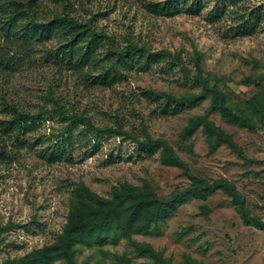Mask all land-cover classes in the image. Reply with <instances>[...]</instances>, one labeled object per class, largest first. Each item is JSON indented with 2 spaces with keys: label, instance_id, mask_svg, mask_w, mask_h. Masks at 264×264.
Returning <instances> with one entry per match:
<instances>
[{
  "label": "rangeland",
  "instance_id": "rangeland-1",
  "mask_svg": "<svg viewBox=\"0 0 264 264\" xmlns=\"http://www.w3.org/2000/svg\"><path fill=\"white\" fill-rule=\"evenodd\" d=\"M149 2L166 0H71L72 13L84 20L96 16L95 25L116 46L124 48L128 40L139 46L130 48V62L112 85L81 83V72L49 64L41 47L30 55L13 50L23 64L0 72V264L51 244L80 184L104 197L122 182H148L162 197L190 186L185 169L164 162L163 148L149 147L147 135L158 145L167 142L193 174L229 180L244 206L217 189L207 199L187 198L159 228L134 238L174 264H264V0H201L195 11L178 0L181 12L169 14L152 12ZM64 3L47 1L50 7ZM220 92L225 111L218 107ZM52 98L91 124L43 113L33 131L2 130L13 116L10 105L36 112L52 109ZM199 116L226 136L220 141L203 125L189 134L191 119ZM73 125V134L66 133ZM91 126L105 131L89 138ZM60 133L71 138L68 156L52 162L47 146L59 142ZM119 254L130 264L154 261L139 256L125 238L81 245L78 258L116 264Z\"/></svg>",
  "mask_w": 264,
  "mask_h": 264
},
{
  "label": "trees",
  "instance_id": "trees-1",
  "mask_svg": "<svg viewBox=\"0 0 264 264\" xmlns=\"http://www.w3.org/2000/svg\"><path fill=\"white\" fill-rule=\"evenodd\" d=\"M47 1L52 3L65 1L66 4L63 5L64 9L59 6L50 7ZM175 1L178 0H166L165 4L149 2L147 6L154 13H163L166 10L168 14L181 12L179 7L174 6ZM182 1L184 4H189L187 6L189 11H195L201 5V0ZM73 11L71 0H0V72H16L23 64L25 58L13 53V50L28 51L29 54L41 47L49 64L56 65L61 71L65 68L81 72L78 77L80 80L85 79L84 82L81 80L83 84L88 82L112 85L119 80L122 77L120 67L130 62L126 61L125 56L131 55L130 48L139 46L131 40H128L124 48L116 46L114 39L95 25L96 16L84 20L73 14ZM54 41L56 46L48 48V43ZM163 94L177 103L186 102L176 99L173 95ZM217 97L218 107L223 111L228 109L225 103L226 94L220 92L217 93ZM52 99L55 101L54 98ZM10 107L13 116L2 122V130L8 134H13L21 128L25 132L33 131L42 122L43 113H54L60 116L61 120L73 121L74 125H78L77 122L91 124L90 117L79 113L69 114L67 108L56 104V101L52 109L41 106L36 112L20 110L16 105ZM238 115L245 122H250L249 117L243 112ZM74 125L66 133L72 135V131L76 129ZM202 125L213 130L220 141L226 136L205 116L191 119L189 134ZM90 128L92 129L87 130L86 133L89 138H99L101 132L105 131L99 127ZM64 134H59V142L47 146L46 156L52 162L68 156L66 143L67 139L71 138ZM145 143L149 147H162L164 162L183 167L192 181L191 185L173 193L170 197H162L148 182L141 186L122 182L112 187L110 196L104 197L86 185L80 184L71 198L68 220L56 239L51 244L33 249L22 256L9 258L1 264H54L57 261L65 264H90L89 261L79 262L80 246H103L111 238H114L115 242L119 238H125L137 249L139 256L152 257L153 264H174L161 252L145 242L138 241L133 235L147 234L152 227L159 228L160 224L167 221L172 212L187 198L207 199L217 189H224L233 196L236 203L244 206V200L236 186L229 180L220 179L210 182L204 177L193 174L188 165L164 140L158 145V141L147 135ZM245 217L248 219L247 215ZM116 257V264H130L125 255L119 254Z\"/></svg>",
  "mask_w": 264,
  "mask_h": 264
}]
</instances>
